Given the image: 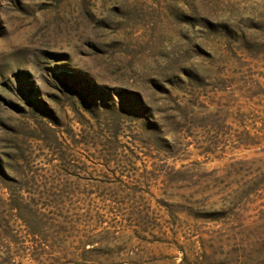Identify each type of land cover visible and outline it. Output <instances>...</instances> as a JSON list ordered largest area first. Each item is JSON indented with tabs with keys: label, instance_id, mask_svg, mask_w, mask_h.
Segmentation results:
<instances>
[{
	"label": "rangeland",
	"instance_id": "374dc122",
	"mask_svg": "<svg viewBox=\"0 0 264 264\" xmlns=\"http://www.w3.org/2000/svg\"><path fill=\"white\" fill-rule=\"evenodd\" d=\"M76 262L264 264V0H0V264Z\"/></svg>",
	"mask_w": 264,
	"mask_h": 264
},
{
	"label": "trees",
	"instance_id": "16d2710c",
	"mask_svg": "<svg viewBox=\"0 0 264 264\" xmlns=\"http://www.w3.org/2000/svg\"><path fill=\"white\" fill-rule=\"evenodd\" d=\"M137 111H138L140 117H144L145 114H146L145 108H142L141 106L140 107H137ZM14 206H15V208L18 211V216L22 219V221L29 228L28 221L21 214V207H20V205L19 204H16ZM30 232L33 233V234H39V232H37L35 229H31V228H30Z\"/></svg>",
	"mask_w": 264,
	"mask_h": 264
},
{
	"label": "water",
	"instance_id": "95a60500",
	"mask_svg": "<svg viewBox=\"0 0 264 264\" xmlns=\"http://www.w3.org/2000/svg\"><path fill=\"white\" fill-rule=\"evenodd\" d=\"M76 264H79V262H76Z\"/></svg>",
	"mask_w": 264,
	"mask_h": 264
}]
</instances>
